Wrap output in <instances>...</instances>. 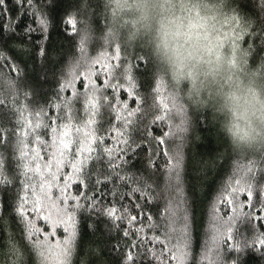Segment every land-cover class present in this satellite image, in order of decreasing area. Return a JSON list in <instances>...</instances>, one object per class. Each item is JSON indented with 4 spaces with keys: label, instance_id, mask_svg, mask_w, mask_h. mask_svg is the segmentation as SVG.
Segmentation results:
<instances>
[{
    "label": "trees",
    "instance_id": "1",
    "mask_svg": "<svg viewBox=\"0 0 264 264\" xmlns=\"http://www.w3.org/2000/svg\"><path fill=\"white\" fill-rule=\"evenodd\" d=\"M20 8L15 0L0 6V99L4 101L0 126L5 130L0 153L7 173L17 177V183L0 192L4 208L0 264H40L33 246L52 231L43 213L30 215L39 232L29 239L10 210L18 181L25 179L17 166L20 148L28 153L24 162L30 167L40 164L48 179L56 174L52 200L47 201L50 212L56 215L64 209L75 217L71 264H121L119 257L126 251L141 254L135 264H233L237 253L232 245L264 232V219H257L264 217V149H234L218 131L211 112L193 109L180 98L173 105L167 99L172 95L169 84L163 83L158 94L161 82L153 76L139 44L105 43L103 0H57L46 9L47 32L32 33L31 38L22 37V28L33 18L19 16ZM229 10L237 20L232 35L238 37L240 48L247 50L253 64L264 63L256 0H229ZM69 17L76 20V31L65 23ZM41 43L44 56L38 54ZM129 74L134 89H129ZM93 96L94 117L87 102ZM162 99L170 111L153 107ZM129 111L134 114L129 116ZM157 115L165 119L157 120ZM90 117L95 120L91 125ZM68 123L73 144L61 156L51 145L62 132L61 125ZM89 132L91 158L85 159V153L74 159L77 136L83 139ZM160 138L165 140L163 145L158 143ZM175 157L180 160L178 179L172 171ZM49 160L52 167L47 169ZM39 179L35 175L32 182ZM249 180L251 202L246 190ZM216 204L219 219L211 233V210ZM31 205L32 198L26 212L31 213ZM113 206L120 210L118 215L137 216V220L112 221L101 214V209ZM228 222L231 239L225 231ZM55 233L49 243L67 235L63 226ZM214 237L218 247H213ZM176 249L186 252V259H173L179 256ZM159 253L164 255L157 259ZM237 264H264V257L249 250Z\"/></svg>",
    "mask_w": 264,
    "mask_h": 264
},
{
    "label": "clouds",
    "instance_id": "2",
    "mask_svg": "<svg viewBox=\"0 0 264 264\" xmlns=\"http://www.w3.org/2000/svg\"><path fill=\"white\" fill-rule=\"evenodd\" d=\"M105 43L139 44L157 81L209 111L238 151L264 149V63L234 38L229 0H103Z\"/></svg>",
    "mask_w": 264,
    "mask_h": 264
},
{
    "label": "snow or ice",
    "instance_id": "3",
    "mask_svg": "<svg viewBox=\"0 0 264 264\" xmlns=\"http://www.w3.org/2000/svg\"><path fill=\"white\" fill-rule=\"evenodd\" d=\"M57 0H15V3L20 5L21 8L18 10V15L23 16L27 14L28 16L33 18L32 22H28L24 24V27L22 28V37L31 38L32 33L40 32V33H46L48 30V15L46 12V9L49 5H55ZM256 3L259 5V11L261 13V20H260V27H261V35H264V0H256ZM5 5V0H0V6ZM235 24L237 23L236 18H234ZM21 21H17V24H19ZM66 24L71 26L72 31H76V20L69 17L66 21ZM35 25V26H34ZM245 27L247 25H244ZM11 31H15V29L10 28ZM84 37L81 38V43L83 44ZM81 51L83 52V48H81ZM38 54L40 56L45 55L44 48L41 43V47L38 50ZM3 56L0 54V59H2ZM128 81H129V89L135 88V83L133 82V77L129 74L128 75ZM111 86V85H110ZM9 87H11V82H9ZM122 87V85H120ZM163 87V82L160 83L159 87L157 88V93L159 94L160 88ZM167 99H170L175 105L176 97L174 95L169 96ZM95 100V97L93 96L90 100L87 102L90 105V111L92 112V117L95 116V111L97 110V104L93 101ZM4 104V101L0 99V105ZM153 107L157 109V111H170L167 107V104L165 100H161L158 103L154 104ZM134 113L132 111H129L128 115L132 116ZM69 121L72 119V117L68 118ZM157 120H164L165 117L162 115L156 116ZM95 122L93 118L90 117L88 120V124L91 125ZM37 128L41 127L40 124L36 125ZM62 132L59 133L56 137H54L52 142V147H57V150L60 151V155L64 156L67 153V150L70 149V146L73 144V140L71 139L69 133L71 131V124H63L61 125ZM4 129L2 126H0V144L4 141ZM53 133H56L57 130L54 128L52 129ZM81 129L77 128L76 132L79 133ZM165 136L169 135V133H165ZM68 138L67 141H65V138ZM92 136L91 133H85L84 138L81 139L79 136H77L75 140L76 148L74 151H72L73 158L76 159L77 157L84 155L87 153L88 155L85 156V159L91 158V153L94 151V149L91 147L92 142ZM24 142L23 140L19 141V145H22ZM40 143H44L43 141H40ZM127 143V141H125ZM159 145H163L165 143V140L163 138H160L158 141ZM18 145V146H19ZM35 151V150H33ZM20 157L17 159V166L21 169L20 175H23L25 177L24 180L18 181L19 188L16 190L15 199L13 205H10V210L15 213L16 218L19 220V223L23 225V229L26 231L27 236L29 239L36 237L39 229L35 227V225L32 223V220L30 219V215H37L39 216L41 213H43V219L46 224H48L52 231L49 233V236H55V230L61 226H63L64 232L67 234L66 238H64L62 241H57L56 243H49V236H45L44 240L42 242L37 241V243L33 246L36 250V254L39 256L40 264H49L50 261H54L55 264H71V258L75 249L76 245V227H75V217L74 215L64 209H61L60 214L53 215L50 210L49 206L47 204V201L52 200V196L50 194V188L52 187V182L56 179V174L51 173V179H48L44 173L41 172V165L35 164L34 167H30L29 163H25V159L28 156V153L23 150V148H20ZM155 154V153H153ZM167 155V153H165ZM39 156V153L36 154ZM55 153H53V156ZM40 159H43V157H40ZM176 163L172 166V171L175 172L176 178H179V166H180V160L178 157H175ZM113 166L114 162H113ZM45 168L50 169L52 167L51 160H49L48 163L44 165ZM75 168L76 165H73ZM252 169H249V172H252ZM29 173H32L33 175H29ZM35 175H39L40 179L39 181L33 183V179ZM119 179H124V177H118ZM14 183H17V177L15 175H9L5 168V161L3 159V154L0 153V192H3L5 188L8 185H12ZM37 188L40 189V191H37ZM240 190H245L244 188H241ZM246 190L248 192V200L251 202L252 200V184L251 180L246 182ZM235 191V189H234ZM264 191V189H262ZM42 197V198H41ZM32 198V205H31V213L26 212V208L28 207L29 199ZM61 204L66 203V201H60ZM79 207V205H77ZM4 211L3 208V200L0 199V213ZM101 214L105 215L109 220L116 221V220H125L128 219L129 223L132 221L137 220V216H131L130 218L127 215H118L120 212L119 209H117L115 206L108 207L106 209H101ZM125 213L127 210H124ZM246 216H251V213H245ZM150 219V217H149ZM235 219V217H233ZM257 219H264V217H257ZM3 216L0 215V222H2ZM231 228L232 223L228 222V227L225 230L231 239ZM126 236L128 235V232L125 231L124 233ZM183 245L186 248L187 247V238L184 237ZM131 247H137L136 245H131ZM213 247L217 246L216 238H213ZM252 251L255 253H258L261 257H264V232H255L253 238L247 239L245 238L242 242H238L235 245H232V251L237 253V256L233 260V264H237V262L245 255L247 251ZM12 251L15 253L16 249L13 248ZM177 252H179V256H173V259H180L183 261L187 257V253L182 251L181 249H176ZM140 253H136L133 255L131 251L122 252L119 260L121 261V264H135V261L140 256ZM156 258L159 259L160 256L164 255L163 253L155 254Z\"/></svg>",
    "mask_w": 264,
    "mask_h": 264
},
{
    "label": "rangeland",
    "instance_id": "4",
    "mask_svg": "<svg viewBox=\"0 0 264 264\" xmlns=\"http://www.w3.org/2000/svg\"><path fill=\"white\" fill-rule=\"evenodd\" d=\"M173 199H175V198H172V202L175 203V201ZM171 205H173V204H171ZM175 211L178 212L177 209H175ZM217 211H218V208H217V204H216V206H213V208L211 210V219H212V222H211L212 226H210V232L211 233H212V231L214 230V227H215L214 223L216 224V221L219 219L218 214H217ZM216 228H217V226H216ZM211 240H213V238Z\"/></svg>",
    "mask_w": 264,
    "mask_h": 264
}]
</instances>
